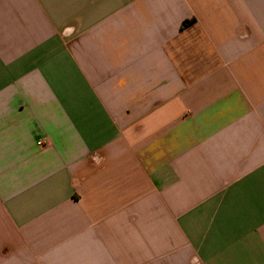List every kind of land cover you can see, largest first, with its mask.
Here are the masks:
<instances>
[{"label": "crops", "instance_id": "1", "mask_svg": "<svg viewBox=\"0 0 264 264\" xmlns=\"http://www.w3.org/2000/svg\"><path fill=\"white\" fill-rule=\"evenodd\" d=\"M0 264H264V0H0Z\"/></svg>", "mask_w": 264, "mask_h": 264}]
</instances>
